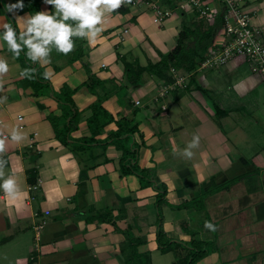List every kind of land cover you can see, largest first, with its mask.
Masks as SVG:
<instances>
[{
    "label": "crops",
    "instance_id": "crops-1",
    "mask_svg": "<svg viewBox=\"0 0 264 264\" xmlns=\"http://www.w3.org/2000/svg\"><path fill=\"white\" fill-rule=\"evenodd\" d=\"M243 1L253 26L264 33V0ZM183 4L125 0L105 18L94 42L76 39L67 55L53 50L50 64L41 67L56 92L87 82L86 66L105 82L95 93L81 87L73 96L81 116L70 145L57 139L50 121L58 118L64 127L62 106L49 95L34 96L32 80L20 76L23 66L0 45V58L9 63L0 74V156L8 162L5 176H14L18 186L15 198L0 191V264H183L187 249L162 253L159 230L204 249L194 264H264L263 78L238 60L196 71L188 89L167 99L159 97L162 81L147 72L141 85L126 80L125 62L146 68L176 47L185 15L192 16ZM214 5L227 11L217 0ZM41 10L52 6L41 0ZM98 99L116 120L138 124L139 165L167 186L168 204L157 208L154 189L122 175V152L98 144L118 130L116 123L89 126ZM13 127L24 134L18 143L9 138ZM193 135L200 142L189 159L181 150ZM81 138H93L91 146L75 145Z\"/></svg>",
    "mask_w": 264,
    "mask_h": 264
},
{
    "label": "trees",
    "instance_id": "trees-1",
    "mask_svg": "<svg viewBox=\"0 0 264 264\" xmlns=\"http://www.w3.org/2000/svg\"><path fill=\"white\" fill-rule=\"evenodd\" d=\"M217 1L218 6L220 5L219 7H221V2L219 0ZM40 3L41 0H24L25 7L22 11L29 13L40 11ZM4 6L5 4L1 1L0 11L7 17L8 23H13L15 25V19L11 13H4ZM225 12L226 11L219 10V13L213 22L202 18L201 21H191L190 18L192 16L188 17L185 15V18L188 19L189 23L186 24V22H184L183 28L178 36L176 47L170 53L162 55L161 60L157 64L137 69L127 62L124 63L127 82L133 85H141L143 75L147 72L149 75L161 80L162 83L171 84L174 82V78L170 73L171 68H175L179 71L182 70L189 74L195 73L205 61L207 54L214 45V41L224 27ZM193 14L199 16L198 12H194L192 15ZM79 55L84 56V53L80 50ZM16 59L21 63L23 68L32 66L37 70L36 73H34L35 78L31 79L34 96L42 97L49 95L62 106V116L67 119L64 127H59L58 118H51L50 121L57 139L70 145L69 143L72 141H70L71 133L77 129V124L81 116V112H79L73 100V96L81 87H86L90 92L95 93L97 88L105 87V82L94 76L89 66H86L89 75L87 82L78 85L75 89H71L69 86L65 85L60 92H56L51 87L50 79L44 78V68L39 64L33 65L31 61L26 60L23 53ZM196 80V77H193L190 80V84L194 83ZM188 87L186 89H188ZM102 102L103 100L98 99V101L91 106L92 116L88 119L89 126H92L95 123L97 126L103 128L107 123H116L118 130L110 133L105 141L102 143L99 142L98 144L102 146H116V148L122 152L120 160V170L122 175L136 176L140 180L142 188L154 189L157 192V208L163 204H168L167 186L158 182L154 171L142 169L139 165L140 145L135 140V135L139 131L138 124H134L133 121H129L126 118L116 120L105 110ZM102 117L105 118V121L99 125L97 122L99 119H102ZM97 126L96 129L98 128ZM87 139L88 138H81L73 141H75V145L79 143V147L86 146L87 148L88 146H91L89 141L93 142V138L90 140ZM226 188L228 189V186H226ZM157 241L159 250L162 253L173 252L176 249V246L185 247L188 254L184 258L183 264H194L206 254L204 249L193 246L195 243L193 240L191 242L192 245L178 243L168 239L161 230H159L157 234Z\"/></svg>",
    "mask_w": 264,
    "mask_h": 264
},
{
    "label": "clouds",
    "instance_id": "clouds-1",
    "mask_svg": "<svg viewBox=\"0 0 264 264\" xmlns=\"http://www.w3.org/2000/svg\"><path fill=\"white\" fill-rule=\"evenodd\" d=\"M43 3L51 5L52 10L26 13L23 16L17 13L24 9V0L5 4L4 13H11L15 17V25L8 22L0 24V45L5 46L13 58L23 53L26 60L42 67L50 64L53 50L67 55L72 52L76 39L94 42L102 31L105 18L118 10L125 0H43ZM8 71V61L0 58V74ZM36 71L35 67L30 66L22 69L20 76L34 79ZM43 76L48 79L49 72L45 70ZM9 138L18 143L24 138V134L13 127ZM199 142L200 137L193 135L187 146L181 150V154L190 159ZM4 150L5 140L0 139V153ZM7 163L0 156V191L15 198L18 195L17 182L14 176H5L3 171ZM204 227L215 231V225L210 221H205Z\"/></svg>",
    "mask_w": 264,
    "mask_h": 264
},
{
    "label": "built area",
    "instance_id": "built-area-1",
    "mask_svg": "<svg viewBox=\"0 0 264 264\" xmlns=\"http://www.w3.org/2000/svg\"><path fill=\"white\" fill-rule=\"evenodd\" d=\"M215 0H185L182 9H188L192 13L198 12L202 19L213 22L219 13L214 5ZM226 7L224 14V27L214 41V45L206 56L197 72H209L217 70L229 63L241 60L245 62L253 74L259 75L264 80V33L255 28L251 22V13L246 10V2L243 0H219ZM163 14L159 11L156 22H162ZM174 82L162 83L159 97L167 99L172 92L186 89V80L193 77L194 73L185 76L179 70L171 68ZM139 105V102H137ZM167 109L166 106L163 107Z\"/></svg>",
    "mask_w": 264,
    "mask_h": 264
},
{
    "label": "rangeland",
    "instance_id": "rangeland-1",
    "mask_svg": "<svg viewBox=\"0 0 264 264\" xmlns=\"http://www.w3.org/2000/svg\"><path fill=\"white\" fill-rule=\"evenodd\" d=\"M185 1V0H184ZM185 4H186V2H185ZM185 4H183V5H185ZM185 10V9H184ZM190 11V10H189ZM191 15H192V12H191ZM182 19H184V18H182ZM186 19V18H185ZM184 19V20H185ZM191 19V21L193 20H198V21H201L202 19L199 17V16H196V15H192V17L190 18ZM185 22H186V24H188L189 23V21H188V19H186L185 20ZM184 25V24H183ZM183 25L181 26V30H182V28H183ZM180 30V31H181ZM246 68H248V67H246ZM180 72L181 73H183L185 76H187V77H189V73H186V72H184V71H182V70H180ZM192 74V73H191ZM196 73H194V75H192L193 77H196L197 78V76H199V75H195ZM192 77V78H193ZM190 80H191V78H188L187 80H186V82L189 84L190 83ZM161 99V98H160ZM90 144H92V141L90 142Z\"/></svg>",
    "mask_w": 264,
    "mask_h": 264
}]
</instances>
